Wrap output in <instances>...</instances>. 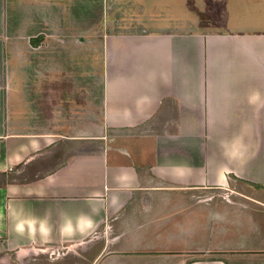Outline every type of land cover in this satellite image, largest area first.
I'll use <instances>...</instances> for the list:
<instances>
[{"label": "crops", "instance_id": "0c3cea01", "mask_svg": "<svg viewBox=\"0 0 264 264\" xmlns=\"http://www.w3.org/2000/svg\"><path fill=\"white\" fill-rule=\"evenodd\" d=\"M64 1L63 16L57 0H0V245L264 264L204 260L191 218L212 207L191 191L264 189V0H197V23L189 0H103L102 20L139 29L97 41L69 27L93 24L95 1Z\"/></svg>", "mask_w": 264, "mask_h": 264}, {"label": "rangeland", "instance_id": "374dc122", "mask_svg": "<svg viewBox=\"0 0 264 264\" xmlns=\"http://www.w3.org/2000/svg\"><path fill=\"white\" fill-rule=\"evenodd\" d=\"M56 4L62 5L61 10H55L48 3L47 10L51 13L65 15V1L57 0ZM94 9L89 16H93L94 22L91 26L85 25V20L82 22L76 21L73 30L78 28L81 34L93 35L95 41L101 38L107 32L120 33L133 31L139 26H130L125 24H115L113 20H102V15L99 6H103V0H94ZM191 7L192 20L198 22L197 0H189ZM52 9H51V8ZM135 4L128 6L129 19L134 21V24H139L142 21L143 29H151L145 27L147 21L139 19V11L134 8ZM31 14L37 5H31ZM93 9V8H92ZM122 10H120L121 12ZM106 16L107 10L104 9ZM161 12L150 11V13ZM167 12V11H165ZM141 15H145L148 11H140ZM35 17L31 19L35 21ZM41 21V20H37ZM129 22V21H128ZM114 23V25H113ZM54 29V26H52ZM50 27V29L52 28ZM197 28V26H194ZM37 27H31L30 32L35 33ZM110 29V30H109ZM39 39V38H33ZM33 42V41H32ZM192 193H206L212 195L208 208L207 217L192 210L191 218L196 216V219L205 226L206 249L207 254L204 260L220 259L224 262H242V261H262L264 260V189L250 186L244 182L232 181L229 188L194 190ZM206 216V215H205ZM193 229H195L192 226ZM201 229V228H198ZM20 257V258H19ZM0 264H90V256L86 252H82L77 248L73 249L67 245L53 247L43 251L26 252L23 257L19 256L15 251L6 250L0 245Z\"/></svg>", "mask_w": 264, "mask_h": 264}, {"label": "trees", "instance_id": "16d2710c", "mask_svg": "<svg viewBox=\"0 0 264 264\" xmlns=\"http://www.w3.org/2000/svg\"><path fill=\"white\" fill-rule=\"evenodd\" d=\"M39 39H37L36 41H38ZM256 188H258L259 186L255 185Z\"/></svg>", "mask_w": 264, "mask_h": 264}]
</instances>
